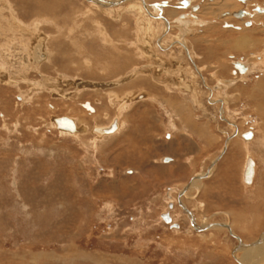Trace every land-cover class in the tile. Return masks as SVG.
<instances>
[{
  "label": "rangeland",
  "instance_id": "rangeland-1",
  "mask_svg": "<svg viewBox=\"0 0 264 264\" xmlns=\"http://www.w3.org/2000/svg\"><path fill=\"white\" fill-rule=\"evenodd\" d=\"M5 1L0 0V4ZM9 1L17 5L20 16L11 17L9 20L0 19V59H2L0 68L3 69H0V264H238L233 255L242 258L246 253L244 251V253L242 251L235 253L240 243L228 232L218 231L222 228L210 229L205 231V236H202L197 231H188L189 215L185 212L184 215L178 211L179 215L177 213L176 219L181 225L175 227L170 225L171 222L164 223L161 218L170 205L169 198H176L179 195L177 189L183 187L185 189L194 176L202 174L200 173L202 171L207 172L205 170L208 169L210 162L223 148L226 134L231 133L233 129V126L220 116L223 111L224 117L227 118L225 120L238 124L241 132L250 130L258 132V139L254 140L250 148L247 144L248 148L245 146L244 150L233 148V153L229 151L222 160L220 159L215 176L211 177L214 169L209 177L201 180V183L204 182L202 190L194 200H186L187 207H191L193 212L197 211L198 219L203 218L211 223L227 222L247 247L260 240L264 234V98H254V101L249 98H210V96L206 98V94L202 98H181L178 95L180 92H170V95L164 91L169 98H163L161 95L160 98H149L148 102L146 98L133 100L131 108L128 109L131 111L122 113L124 117L132 112L139 113L140 116L134 115L133 120L137 122L139 118L149 123L151 122L149 117H153L154 114L162 121L164 132L157 130L162 135H160L161 139H158L160 141L155 142L156 146L169 148V145L173 144L168 141L169 134H172L174 140V135L181 130L184 150L179 153L177 149V154H181L179 160L181 170L175 169L174 166L171 168L157 165L162 162V157L154 149L152 142L143 141L142 137L147 136L143 128L140 130V136H137L138 133L135 134L132 143L131 152L134 155L132 158L135 160L117 159L120 145L116 150L114 142L121 136L104 137L100 141L95 139L91 129L94 125L103 127L108 125L116 117L117 112H122L118 109L117 101L125 102L132 99L122 98L125 95L123 92L138 88L127 87L126 84L108 89L120 98H104L103 102L102 98H96L93 93L76 96V92L80 90L82 93L85 89L79 88L73 78L77 75L82 80L88 79L92 83L107 84L111 80L118 83L122 76L120 74L129 71V64L120 60V64L113 65L107 60L109 53L114 55L115 52L107 50L104 39L94 35L95 27L88 19L83 27L81 24V34L77 36L80 41L85 42L83 44L86 47L85 52L101 56L102 63L96 64L97 70L94 68L91 72L84 68L80 71L76 66L70 67L69 60L73 57L70 55L73 54L71 52L73 48L62 36L61 40L54 44L57 50L58 70L47 67L38 71L37 67L31 66L34 58L32 46L41 42L40 40L43 41V45L45 44L46 35L40 30L43 26L34 24L32 29H28L38 37L32 40L29 47V41L23 38V32L14 29L17 26L22 28V25L15 26L17 21L27 24L25 22L30 23L35 19L33 17L36 13L33 5L35 1L7 0ZM80 1L83 0L63 1L64 11L59 14L62 16L58 19L60 25L68 26L71 22L69 16L85 9V5ZM183 1H188L190 5L194 2V0ZM236 2L242 5L239 12H245L241 21L246 18L248 6L252 16L250 19H253V15H259V9L264 11V0ZM130 7L131 4L124 5L120 8L121 13H125ZM239 12L234 13L235 16ZM129 13L132 18L126 21V25L124 22L118 23L120 29L128 32L119 31L121 35L119 33L118 35L128 37L129 42L126 44L140 42L144 47L147 42L143 34L145 31L142 22L137 18L139 13L134 9L133 13L130 11ZM227 13L223 15L227 16L229 14ZM90 16L94 20L100 19L99 21L108 26L111 36L115 37L116 25L113 22L99 12ZM45 20L48 21L46 24L52 25V21ZM236 20L240 21L235 18ZM51 25L44 27L47 32H52ZM124 26H128L129 29ZM227 26L229 25L225 24L224 29ZM85 32L89 33L84 34ZM134 33H137L135 41ZM229 40H235V37L231 36ZM121 48L128 52L129 49H137L136 46L131 48L128 45H121ZM198 53L202 52L198 51ZM217 54L213 59H206V63H215L227 57L223 52ZM238 54L248 58L246 57L248 51ZM84 56L76 55V58ZM84 58L90 64L92 58L86 56ZM146 62L147 60L142 58L141 61H135L134 66L141 67V64L144 65ZM48 65L46 60L45 67ZM225 71L223 77L230 78L229 71ZM258 73L256 71V76L253 74L254 76L247 82L248 87L253 86L258 78L263 77ZM111 76L115 78L112 79ZM206 78L210 84L214 82L210 73L206 74ZM138 86L141 88L142 85ZM156 86V93L160 94L157 89L163 91V88ZM243 86L241 87L244 88ZM146 87L148 88L147 85ZM172 87L174 89L175 86ZM69 94L78 97L77 100L75 99L76 102H71L72 97H69ZM209 99H214L213 103H209ZM224 99L229 101L226 110L221 109ZM25 100L26 102L22 104ZM111 100L115 101L112 102L113 106H109ZM84 102H91V106L95 109L94 113L90 114L87 109L81 107L80 103ZM138 102L139 104L135 106ZM104 104L105 108L101 109ZM58 105L60 107H57ZM72 107L77 110L78 113H75L78 114L77 117H84L81 109L89 116L87 119L89 134L80 140L61 134L54 124V120L58 118H71L68 109ZM107 107L108 112L105 111ZM259 107L262 110L259 111ZM99 111L103 114L108 113V117L103 114L102 117L90 116H97ZM172 114L176 124L177 121H181V126L177 124V129L173 132L168 126ZM126 119L129 127V119ZM165 122L167 125L164 124ZM176 138L179 136L177 135ZM166 150L170 151L169 154L174 152ZM164 152L166 151H162L163 154ZM138 154L140 158H137ZM166 154L167 152L164 155ZM100 156L103 158L102 162ZM248 156L256 163V174L250 186H246L242 181V170ZM166 159L169 161V158ZM226 168L228 176H223ZM219 172L222 174L217 177L220 175ZM166 173L172 174L176 179L164 182ZM170 189H175L173 195L169 194ZM172 206L174 210V204ZM254 253L252 252V255H255ZM262 255L260 262L250 264H264V254ZM242 260L245 262L248 259L242 258Z\"/></svg>",
  "mask_w": 264,
  "mask_h": 264
},
{
  "label": "bare ground",
  "instance_id": "bare-ground-1",
  "mask_svg": "<svg viewBox=\"0 0 264 264\" xmlns=\"http://www.w3.org/2000/svg\"><path fill=\"white\" fill-rule=\"evenodd\" d=\"M36 1L37 0H35V2ZM63 1L64 0H60V1L53 0L54 4L51 3V5L49 4L50 2H47V1H41V2L38 1L37 3L39 5V9H41L38 11L39 15H41V13H43V12L50 13V10H51L52 16L57 15L59 17L60 16L59 14L64 11ZM236 1H238V0H235V1H233V0H194V2L191 3V5L189 4L188 1H186V2H188L186 5L183 0H154V1L153 0L152 1H150V0H83V1H80L83 5L90 6V7L93 6L97 10L101 11L102 13L106 14L107 16H110L111 18H114V17L116 18L117 16L118 17L123 16V20L121 22H124L125 25H126V21L128 22L132 18V15L129 13V11L132 13H133V9L135 11H138L139 14H138L137 18L142 22V26H143L142 28L145 31L143 34L146 36V42H147V44H145L144 47L141 45L142 43H140V42H137V43L132 42V43L126 44V42H129V40L127 39L128 37L120 36L121 34L119 33L120 35H118V33L114 30L117 33L115 35V37L118 40H116V41L121 42L122 43L121 45H128V47L131 46V48L136 46V48H137V49H129V52L125 51V49L120 51L119 48H121V45H118V42H116V44H114L113 41L109 40V38H108V36H109L108 35L109 34L108 29H107L108 26L106 27L101 21H99L100 19L94 20V18H92L90 16L91 13H94V15H95L97 10H94V9L89 10V9L85 8V10H87L86 13H84L82 10L75 12V14L78 15V17L84 18L83 21L91 20L93 22L94 27H95L94 32H93V33H95L94 35L97 38L98 37L103 38L104 42L106 44L113 47V52H115V54L110 55V53H109V56H108L109 59H107L108 61H111L113 63V65L120 64L121 61H124L125 63L129 64V67H128L129 71L126 70L127 72L120 74L122 76L119 79L118 83H114L112 80L107 84H104L101 82L98 83L97 81H96L97 83H92V82H89L88 79L86 81H84L76 75V77L73 78V80H75L77 82L79 88L85 89V90H82V93L80 92V90L78 92H76V96L81 97L80 95L83 93H89V94L93 93V95L96 98H102V101H103L104 98H109V99L110 98H120V97L116 96L113 92L108 91V89H114L117 86H123L126 84H128L127 87L136 86L138 88L137 90H134V91L132 90L130 92L125 91L128 94H126L125 92L122 91L123 94H125L122 96V98H132V99L126 100L125 102H122L123 100L117 101V103L119 102V105H118L119 108L118 109H119V111L122 110V112L116 113L117 115L109 123L110 125L108 124L104 127L101 125H94L93 126L91 131H92L95 139L96 140L100 139V141H102L104 137L105 138H107V137L112 138V137H114V135L118 136V135L122 134V132H123V130H125V128L127 130V127H128V122L126 119L127 117L126 116L124 117L122 113L124 111L125 112L131 111V110L128 111V109L131 108L130 105H132L133 100L137 101L138 99L143 100L146 98V100L148 102L149 98H153V99L158 98V96L156 95V92H154L152 90H150V91L146 90L145 87L139 88L138 85H142V86L148 85L149 89H151V88L155 89V86L157 85L158 87L163 88L167 94H169V92L175 90V89H172L173 87L171 86V85H174L175 88L177 87V88H179V90L184 92V93H182L179 91L180 93H178V94H182L184 97L187 96L189 98H202V97H204L205 94H206L205 96H207L206 98H208L209 96H210V98H237V99L238 98H249L252 101H254V98H258V97L264 98V11H261V9L258 8L259 9V13H258L259 15H253V19H250L252 16H251V12L249 10L250 7L248 6L247 12H246V18L247 19L245 18L241 21L240 19H242L243 17L242 16L240 17L238 15L235 16V14H234V13L239 12L242 9V5ZM239 1H241V0H239ZM85 2H87V3H85ZM182 2H183V5H180V3H182ZM253 2H255V1H253ZM161 3H165L167 5V7L163 8V9H161L162 7L160 8L159 6L157 8L154 7L155 4L159 5ZM127 4H131L130 9L126 10L125 13H121L122 10H120V8L124 7V5H127ZM11 6H12V3H11ZM13 11H14V9H13ZM224 13H227L228 15L227 16L223 15ZM15 14L16 13H14V15ZM125 14H127L129 16L128 17L129 20L126 19L127 17L125 16ZM244 14H245V12H244ZM72 15H74V14H72ZM91 15H93V14H91ZM57 16H55V17H57ZM42 17H44V16H42ZM70 17H73V16H70ZM45 18H47V17L45 16ZM120 18L122 19V17H120ZM141 18H143V19H141ZM152 18L158 19V20L157 21L152 20ZM235 18L239 19L240 21H238V20L235 21ZM15 19H17V18H15ZM102 20H103V18H102ZM79 21H76V19H75L74 24L72 25V27L68 31L69 36L67 37L68 38L67 40H68L70 46L73 48V51H71V52H73V54H70L73 57H72V59L70 58V60H69V62H70L69 66L70 67L76 66V68L79 69L80 71H81V69L85 68V70L87 69L88 71L92 72V70L94 68L96 69L97 63H102L100 61L102 58H101V56H100V58H99V56H95L91 52H90L91 54L89 52H85L86 47L83 46V44L85 42L80 41L79 37L77 36V35L81 34L82 29L80 26H81V24H83V23H79ZM246 21H250V22H246ZM38 22L39 21H34V24H39L40 22L39 23ZM42 22H44V21H42ZM116 24H118V22H116ZM225 24H227L229 26L225 27V29H224ZM54 26H56V25H54ZM67 27L69 28L70 26L68 25ZM64 28H66V26ZM64 28H63V26L60 27L61 30H64ZM124 28L129 29L128 26L127 27L124 26ZM60 29L58 28V30H60ZM61 30H60V34H62ZM86 33H89V32H86ZM89 35H91V34H89ZM155 35H157L158 39L161 38L159 41L161 43L162 49L164 48L165 52L156 53L153 51V49L151 47L152 46L151 42H152L153 38L155 39ZM224 36H227V37H224ZM231 36L235 37V40H229V37H231ZM57 37H60V36L57 35ZM81 37H83V36H81ZM190 37H192V38L190 39ZM65 39H66V37H65ZM53 40H54V38H53ZM40 41L41 42H38L40 44H36V45L32 46V52H33L34 58L32 60L33 63H31L32 64L31 66L39 67L42 63H45L46 60L51 59V61L53 63L49 64L48 67L58 70V68L56 66V63L58 60L57 59V50H55V48L53 46L52 47V53L49 52L47 50L46 46L43 45V41L42 40H40ZM170 42H172L173 44H171ZM43 46H44V49H43ZM156 46H157L156 48H158L159 51L162 50L160 47H158V44ZM40 48H41V51H40ZM197 49H198V51H200L202 53L199 54ZM107 50H110V49L107 48ZM89 51H91V50H89ZM123 51H125V52H123ZM243 51H248V54L246 55V57H248V58L238 56L239 55L238 53H242ZM220 52H223L225 54V56H227L226 59L221 58L215 63H213V62L206 63L207 62L206 59H211V58L213 59V58H215L214 55H218L217 53H220ZM76 55H85L88 58H92L90 61V64L87 62V59L84 58L85 56L83 58H76ZM211 55L214 57H211ZM168 56H170L171 60H172L171 61L172 63L170 65L166 64L167 60H165V58ZM187 56H189V60H188ZM103 58H105V57H103ZM142 58H145L147 60V62L144 65L141 64V67L134 66V62L137 60L141 61ZM132 59H134V60H132ZM103 61H104V59H103ZM191 61L195 65L197 72H195V70L193 69ZM236 63H240L242 66H244V68L246 69L245 72H241L239 69L235 68ZM231 66L235 69V71H234L235 74H233V68H231ZM114 67H116V66H114ZM119 68H115V69L117 70ZM103 69H104V67H103ZM172 69H174V71H172V72H174L173 75H175V76H172L169 73V71ZM225 70L229 71V74L231 76L230 78H224L223 77V72ZM100 71L103 72V70H100ZM256 71H258L259 72L258 74H260L263 77L258 78V80L255 81L253 86L248 87L247 82L250 81L251 77L256 74ZM165 73L170 78L168 80L171 82L169 85L170 88L168 87L169 83H167V84L162 83V81L165 80V78L163 76V75H165ZM207 73H210L211 77L214 78V82L212 84H210L206 78ZM120 75H117V76H120ZM168 77H166V78H168ZM111 78H112V76H111ZM113 78H115V77H113ZM124 82H126V83H124ZM239 83H240V85H239ZM101 84H103V85H101ZM241 86H243L244 88H242ZM122 88H124V87H122ZM157 91L160 92V94L162 93V95H165L166 97L168 96L167 94H164V92L161 89H157ZM84 95L85 94H83L82 96H84ZM68 96L72 97V99H70L72 103L76 102V100L78 99V97L75 98L74 97L75 95H72V94H69ZM171 98H172V96H171ZM213 100L209 99V101H210L209 103H213L212 102ZM224 100L223 101L221 100L222 104H223L222 105L223 108H221V109L226 110L225 107H228L229 101L228 100L224 101ZM231 100H233V99H231ZM234 100H236V99H234ZM25 102H26V100L22 101V104H24ZM112 102H115V101L111 100L109 102V106L114 105ZM88 103H89L92 111L88 110V109L87 110L90 112V114H91V112L94 113L95 109L91 106L92 104H90V102H88ZM84 104H85V102L80 103L81 107L82 106L84 107ZM2 107H3V105H2ZM57 107H60V106L58 105ZM102 108H105V104L103 105V107H101V109ZM54 109H49V110L54 111ZM258 110L260 111V110H262V108L259 107ZM68 111L70 112V115H72V116H71V118H68V117H66V118L71 119L74 122L75 128H76L75 131H70L67 129L60 128L59 125L57 124L56 120H54L55 126H57L58 130L63 135L73 136L76 140H80V139H82V137L85 138V135L89 134L88 131H90V127L88 126V122H87V119L89 117L88 113H86L83 109H81L80 110L81 113L84 114V117L82 118V117H77L76 115H78V114L75 115L77 110H75L73 107L71 109H68ZM105 111L108 112V107H107V109H105ZM102 114H103V112L100 113V111H99V112H97V116L96 115H90V116L102 117ZM220 114H221L220 116L223 117L224 120L227 119L226 117H224L223 111H221ZM103 115L108 117V113L103 114ZM97 119H99V118H97ZM112 123L115 124L116 128L113 132H108L110 130L111 126L113 125ZM230 123L233 126V129H232L231 133L226 134V141L223 145V148L218 153V155L215 156L214 160L212 159L208 169L205 170L207 172L203 173V171H202V172H200L202 174H198V175L194 176L192 178L191 182L187 185V187L185 186L186 187L185 189L178 192L179 195L176 198H173L171 196V195H173V192L175 189H170L169 194H171L170 196L172 198H169V203H168V204H170L169 209H171L172 204H174V210L173 211H175V212L173 214L170 212L169 218L171 217L170 220H171V222L174 223L175 219L177 218L176 217L177 213L180 212V213H183L184 215H185V213L188 214L190 220L188 218L187 219L190 222H192V225L189 223L190 229L188 231H190V232L193 230L197 231V232L201 233L202 236H205L204 235L205 231H209L210 229L212 230L214 228H219V229L222 228L218 231H223L226 233L228 232V234L231 237L235 238L240 243V247L238 246L239 249L236 250L235 253H238L239 251H242V252L244 251L246 254L245 255L243 254L242 258L248 259V260H245V262H244L242 260V258H238L237 255L235 254V255H233L234 260L238 264H250V263H256L258 261L260 262L262 260L261 259L263 257L262 253L264 254V234L262 235V237L260 238V240L258 242H255L253 244L250 243L251 246L247 247L246 245L243 244L242 240L233 232V229H232L230 224H228L227 222L226 223H211V222L205 221L203 218L202 219L204 221L202 219H198L197 218L198 214L196 215V213L192 211L191 207H190L191 209L189 207H187L188 202H186V200H194L195 199L196 195L200 192V187L202 188L203 183H201V180H203L206 177H209L210 173H212L214 171V169L216 168L215 166L219 163L220 159H222V157H224V155H226L229 151L231 153H233L236 148L237 149L242 148L244 150L246 144L249 145L248 147L250 148V146H252V144L255 141H257L258 132H255L254 130L241 132L238 128V124L233 123V121ZM174 124H175V122H174ZM248 132H250L252 134V138L247 140L243 137V135L245 133H248ZM261 132H262V130H261ZM244 141L247 143H245ZM92 142H93V140H92ZM248 147L246 146V148H248ZM233 148H234V150H233ZM93 150L94 149H92V151ZM164 160H165V162L166 161L168 162V159H164ZM248 160H252L254 162L253 158H251L249 156H248V158H246L244 170H242L243 171L242 181L246 186L252 185L255 174H256V170H255L256 163L254 162V168H253L254 169V176L252 179V183L247 184L245 182L244 172H245ZM176 204L178 205V207ZM198 206H200V204ZM180 209L183 211H181ZM199 210H200V208H199ZM163 215H169V214L166 213ZM163 215H162V219H163ZM163 221L167 222L164 219H163ZM167 223H169V222H167ZM176 224H177V222H176ZM259 225L260 224H258V226ZM254 250H255V253H254ZM262 250H263V252H262ZM251 251L255 255H252ZM251 257H252V259H251ZM250 259H251V261L249 262Z\"/></svg>",
  "mask_w": 264,
  "mask_h": 264
},
{
  "label": "crops",
  "instance_id": "crops-1",
  "mask_svg": "<svg viewBox=\"0 0 264 264\" xmlns=\"http://www.w3.org/2000/svg\"><path fill=\"white\" fill-rule=\"evenodd\" d=\"M35 1V0H34ZM38 1H43V0H37L36 2H34V7H35V10H36V13L33 15V17H35V19H33L32 21H30V23H28V22H25V23H27V24H23L22 22H16L15 23V26H17V25H22V28L20 29L18 26H17V28H14V29H19L20 31H22L23 32V38L24 39H26V40H28L29 42H28V47L31 45V42H33L32 40H36L38 37H35V35L33 34V32H32V30H28V29H32L31 27H32V25L34 26V21H39L38 23L41 25V26H43V28L41 29V32H43L45 35H46V42H45V44H44V46H46V48H47V50L49 51V52H51L52 53V47L54 46V44L58 41H60L61 39H60V37H62V36H64V37H66V39H68L67 37L69 36V34H68V31H69V29L72 27V25L74 24V22H75V19H76V21H79V23H83V24H85L86 22H87V20H85V21H83V17L81 18V17H78V15H76L75 13H72V14H74V15H70V16H73V17H70L69 16V18L70 19H72L71 20V22H70V24H69V28L66 26V28H64L65 26H63V28H64V30H61L60 29V27H62V25H60L59 23H58V19H59V17L57 16V15H55V16H57V17H55L54 15L52 16V14H51V10H50V13H46V12H43V13H41V15H39V16H37V13H38V11L39 10H41V9H39V5H38ZM11 1H9V2H7V0L5 1V3H3V4H0V19L2 20H9L10 18H11V16L12 17H19L20 16V13H19V11H18V9H17V5L14 3V2H11L12 3V6H11V3H10ZM21 2V1H20ZM22 2H23V0H22ZM48 2V1H47ZM37 3V4H36ZM51 3L52 4H54V2L52 1V2H50L49 4L51 5ZM162 4V5H161ZM161 4H155L154 5V7H162L161 9H163V8H166L167 7V5L165 4V3H161ZM47 5V4H46ZM180 5H181V3H180ZM37 6V7H36ZM93 6H84V8H86V9H94V10H97L95 7H93ZM187 8V7H186ZM3 9V10H2ZM13 9H14V11H13ZM84 13H86V11L87 10H85V9H83L82 10ZM96 12H99V13H101L102 15H103V17H105L106 19L108 18L111 22H113L115 25H116V28H115V31L117 32V33H119V31H121V33H122V31H125V32H127L126 30H122V29H120L119 28V25L120 24H116V22H118V23H120L122 20H123V16H120V17H122V19L120 18V17H114V18H111L110 16H107L106 14H104V13H102L101 11H99V10H97ZM123 12H124V10H123ZM14 13H16L15 15H14ZM49 14V15H48ZM61 14V13H60ZM91 14H94V13H91ZM17 15V16H16ZM43 15H45L47 18H45V16L44 17H42ZM89 15V14H88ZM124 15V14H123ZM3 16V17H2ZM61 16V15H60ZM125 16L127 17L126 19H128V15L127 14H125ZM2 17V18H1ZM76 17V18H75ZM58 18V19H57ZM61 18V17H60ZM41 21H40V20ZM45 19H47V20H50V21H52V32L50 33V32H47L46 31V29L44 28V27H48V26H50V25H48V24H46L48 21H46ZM117 20V21H116ZM129 20V19H128ZM152 20H158V19H153L152 18ZM21 21V20H20ZM42 21H44V22H42ZM116 21V22H115ZM55 24H54V23ZM134 22V21H133ZM122 23V22H121ZM135 23V22H134ZM58 25L57 27L56 26H54V25ZM83 24H82V27H83ZM104 24V23H103ZM54 26V27H53ZM106 26V25H105ZM82 27H81V29H82ZM58 28L62 31L61 33L62 34H60V30H58ZM119 28V29H118ZM135 28H136V24H135ZM56 29V30H55ZM58 30V31H57ZM64 31V32H63ZM136 32H137V30H136ZM64 33V34H63ZM86 33V32H85ZM84 33V34H85ZM108 38H109V40H111V41H113V43L114 44H116V42H118V45H121L122 43L121 42H119V41H116V40H118L116 37H112L111 36V33L108 31ZM60 34V35H59ZM136 34L137 33H134V37H133V40L135 41V37H136ZM57 35L58 36H60V37H57ZM33 36V37H32ZM157 37V35H155V39L153 38V40H152V42H151V47H152V49H153V51L154 52H156V53H162V52H165V50H164V48L162 49V46H161V43H160V39H158V37ZM35 38V39H34ZM53 38H54V40H53ZM163 38V37H162ZM114 39V40H113ZM49 40V41H48ZM52 41V42H51ZM101 42V41H100ZM35 43H37V42H35ZM158 44V47H160L162 50L161 51H159V49L158 48H156L157 46V44ZM171 44H173L172 42H170ZM38 44H40V43H38ZM44 46H43V49H44ZM154 47V48H153ZM170 47V46H169ZM168 47V48H169ZM105 48L107 49V48H109L110 50H112L113 51V47L112 46H110V45H108V44H105ZM123 48V47H122ZM122 48H119V50L120 51H122ZM157 49V50H156ZM156 50V51H155ZM41 51V50H40ZM171 56V55H170ZM170 56H168V57H166L165 58V60H167L166 61V64H171L172 62V60H171V57ZM99 58H100V56H99ZM170 58V59H169ZM187 58H189V56H187ZM0 60H2V59H0ZM170 60V61H169ZM49 61V62H48ZM47 62L49 63V64H52L53 62L51 61V59L50 60H47ZM51 62V63H50ZM192 62V61H191ZM2 64L4 63V62H1ZM46 63V62H45ZM45 63H42L39 67H37L39 70L38 71H40V70H42L43 68H47L48 66H46L45 67ZM6 64V63H5ZM192 65H193V68L196 70V72H197V69H196V67H195V65L193 64V62H192ZM173 66V65H172ZM1 70H3L2 68H0ZM172 71H174V69H172V70H170L169 71V73L172 75V76H175V75H173L171 72ZM233 74H235L234 72H233ZM166 77H168V76H165L164 78H165V80L164 81H162V82H164L163 84H167V83H169L168 84V87L170 88V81H168L170 78L168 77V78H166ZM124 84V83H123ZM122 84V85H123ZM153 84V83H152ZM154 85V84H153ZM148 86V85H147ZM171 86H174V85H171ZM140 87H142V88H144L145 87V85L144 86H140ZM165 87V86H164ZM206 87V86H205ZM207 88V87H206ZM146 90H152V91H154V92H156V90L154 89V88H151V89H149V86H148V88H145ZM174 89H175V91H171V92H182L181 90H179V88H175L174 87ZM48 90V89H47ZM162 90V89H161ZM165 90L163 89V92H164ZM164 94H166L165 92H164ZM169 94H170V92H169ZM172 94H174V93H172ZM156 95L158 96V98H160L161 97V95L162 94H159V93H156ZM171 95V94H170ZM179 96H181V98H189V97H184L182 94H178ZM163 96V98H167V97H169V96H165V95H162ZM208 102H210V101H208ZM91 103V102H90ZM137 104H139V102L138 103H136L135 104V106L137 105ZM134 106V107H135ZM203 112H205V111H203ZM173 113V112H172ZM138 114V116H140L139 115V113H137ZM137 114H134L133 112L132 113H129L128 114V116H127V118L129 119L128 121H129V123H130V126L129 127H127V130H126V128H125V130H123V132H122V134H120V138H118V139H116L115 140V142H114V148L117 150V148L119 147V145H120V151H118L117 152V155H116V158L117 159H119V158H126L125 160H131V159H134L135 160V158H132L134 155H133V152H131L132 151V149H133V147H132V143H134V140H135V138H134V136H135V134L136 133H138V135L137 136H140V130H141V128H143L145 131H146V135L148 136V135H153V136H151V137H147V136H143L142 138H143V141H145V142H152V144H153V147H154V149H156V151L161 155V157H162V162L161 163H158L157 165L158 166H160V165H162L163 167H171V166H174L175 167V169L176 168H181L180 167V164H179V160H180V158H181V154H177V149H178V151H179V153H181V151L182 150H184L183 149V139H182V135H181V130H179V131H177L178 132V134L176 133L175 135H174V140H172V134H169V139H168V141L169 142H171V143H173V144H170L169 145V148H162V147H159V146H156L155 145V142L156 141H160V140H158V139H161V137H160V135H162V134H160V133H158V132H160V131H162L163 130V127H162V121H160L159 119L160 118H158L159 116L158 115H154L153 114V117H149L150 118V120H151V122H149V123H147L146 121H141V120H139V118H138V120H137V122H135L134 120H133V118L135 117L134 115H137ZM224 121H226L228 124H231L229 121H227V120H224ZM174 122H175V119H174V116H173V114H172V117L170 118V125H168L169 126V128L171 129V131L173 132V131H175L176 129H177V124H179V126H181V121L179 120V121H177V124H176V122H175V124H174ZM173 125H172V124ZM113 124V123H112ZM111 124V125H112ZM141 124V125H140ZM165 125H167V123L165 122L164 123ZM110 125V124H109ZM106 126V125H105ZM179 129H181V127L179 128ZM157 130H160V131H157ZM166 131V130H165ZM163 132H164V130H163ZM158 133V134H157ZM202 133V132H201ZM166 135H168V134H166ZM177 135L179 136V138H176L177 137ZM158 137H160V138H158ZM176 139V140H175ZM178 139V140H177ZM170 140H172V141H170ZM148 143V144H149ZM106 145V144H105ZM130 147H132V148H130ZM100 148L101 147H99V150H100ZM166 149H169V150H171L172 152H173V154H169V152H168V150H166ZM230 150V149H229ZM134 151V150H133ZM162 151H166L167 152V154L166 155H164L166 152H164V154L162 153ZM104 152H105V156H106V153H107V147L104 149ZM176 155H178V157H176ZM102 156H103V154H102ZM102 156H100V161L102 162L103 161V158H102ZM224 156H226V155H224ZM137 158H140V156H139V154H138V157ZM166 158H169L170 160L168 161V162H164V159H166ZM224 157H222V159H223ZM221 159V160H222ZM229 159V158H228ZM105 160H106V158H105ZM118 161V160H117ZM231 161V160H230ZM229 162V161H228ZM123 163V161L121 160V164ZM156 164V163H155ZM155 166V165H154ZM217 168H215V171H214V174L211 176V177H213V176H215V174L217 173V170H218V165L216 166ZM172 168V167H171ZM181 170V169H180ZM228 172V169L226 168L225 169V171L223 172L224 174H223V176H228L227 173ZM180 173V172H179ZM218 174H220L219 176H217V177H220L221 176V172H219ZM226 174V175H225ZM174 175V174H173ZM179 175H181V173L179 174ZM210 177V178H211ZM175 177L174 176H172V174H170V173H166V174H164V182H169V181H173V179H174ZM176 179V178H175ZM209 179V178H208ZM242 179H243V177H242ZM179 180H181L180 178H179ZM203 181V180H202ZM203 186H204V182H203V184H202V188H203ZM184 188V187H183ZM183 188H181V189H177V190H182ZM202 188L200 187V191L202 190ZM178 191V192H179ZM199 194V193H198ZM202 204V203H201ZM205 205V204H204ZM207 206V205H206ZM170 207L169 206H167V209L164 211L165 212V214L166 213H168L169 214V216H170V212L173 214L175 211H173V210H171V209H169ZM196 213V212H195ZM179 214V213H178ZM183 214V213H182ZM161 220L163 221V219L161 218ZM178 219H175V221H177ZM164 222V221H163ZM178 222V221H177ZM180 222V221H179ZM178 222V223H179ZM165 223V222H164ZM172 223V222H171ZM174 224H176V222H174V223H172V226L173 227H175V225ZM180 224V223H179Z\"/></svg>",
  "mask_w": 264,
  "mask_h": 264
},
{
  "label": "water",
  "instance_id": "water-1",
  "mask_svg": "<svg viewBox=\"0 0 264 264\" xmlns=\"http://www.w3.org/2000/svg\"><path fill=\"white\" fill-rule=\"evenodd\" d=\"M235 68L239 69L241 72H245V70H246L244 68V66H242L240 63H236ZM84 107L86 109L92 111L88 102H86L84 104ZM56 122L60 128L67 129L70 131H75V129H76L74 122L71 119H68L66 117L56 119ZM115 128H116V126H115V124H113L108 132H113L115 130ZM243 137L248 140V139L252 138V134L250 132H248V133H245L243 135ZM253 168H254V162L252 160H248V163H247V166H246V169L244 172V180L247 184L252 183V179L254 176V169ZM163 219L169 223L171 222L169 215H163Z\"/></svg>",
  "mask_w": 264,
  "mask_h": 264
},
{
  "label": "flooded vegetation",
  "instance_id": "flooded-vegetation-1",
  "mask_svg": "<svg viewBox=\"0 0 264 264\" xmlns=\"http://www.w3.org/2000/svg\"><path fill=\"white\" fill-rule=\"evenodd\" d=\"M184 3L187 5L188 2L184 1ZM237 15L240 16V17L243 16V15H244V11H243V12H239ZM237 15H236V16H237ZM172 209H173V206H172L171 210H172ZM170 218H171V217H170ZM188 221H189V220H188ZM189 223L192 225V222L189 221ZM169 224H170V223H169ZM170 225H172V223H171ZM174 225H175V226H178L179 224H174ZM180 225H181V224H180ZM191 225H190V226H191Z\"/></svg>",
  "mask_w": 264,
  "mask_h": 264
}]
</instances>
